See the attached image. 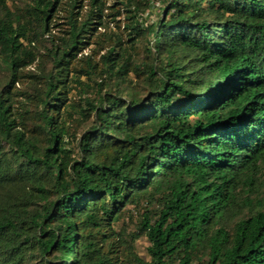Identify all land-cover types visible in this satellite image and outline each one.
<instances>
[{"label":"trees","instance_id":"trees-1","mask_svg":"<svg viewBox=\"0 0 264 264\" xmlns=\"http://www.w3.org/2000/svg\"><path fill=\"white\" fill-rule=\"evenodd\" d=\"M58 3L35 0L26 11L42 35ZM116 4L130 43L149 0ZM91 6L82 23L70 17L67 37L48 50L50 72L27 76L35 92L23 96L34 117H16L9 97L35 62L38 33L9 12L0 19L10 73L0 90V264H34L35 252L42 264H264V0H169L146 28L151 63H133L122 38L109 33L98 72L93 53L77 56L104 19L120 29L121 13L102 0ZM0 7L7 11L5 0ZM130 73L145 76V100L118 96ZM70 74L76 85L84 86L82 76L95 80L96 97L79 109L65 107L61 86ZM113 79L117 93L103 92ZM74 114L94 118L76 148ZM31 118L36 139L26 131ZM147 196L158 204L139 223L149 262L112 230L127 204Z\"/></svg>","mask_w":264,"mask_h":264},{"label":"rangeland","instance_id":"rangeland-1","mask_svg":"<svg viewBox=\"0 0 264 264\" xmlns=\"http://www.w3.org/2000/svg\"><path fill=\"white\" fill-rule=\"evenodd\" d=\"M93 0H59L57 7L54 11V16L52 17V21L50 23V32L42 35L43 33L38 30V28L32 24L31 16L26 12L29 10L31 6L35 4V0H5L6 9L2 10L0 7V19H2L7 12L10 14V18L13 20L15 24L21 23L27 25L30 30L34 33H38V37L36 42L34 43L33 52L36 53V59L31 67L21 70L19 72V82L18 84L10 89L11 96L9 97V103L12 105V113L17 117L20 113L22 114L24 110L30 111V117H34L35 107L34 103L29 102L25 99L23 95H32L35 92L32 88V84L27 79V76L30 74H34L38 76L41 71L42 75H47L50 72L52 67V63L48 57V50L54 45H58L61 42V39H65L67 37L68 32V21L71 16L77 18L78 24L82 23L89 14V11L92 10ZM105 4V7L111 9V7L117 6V2L119 0H102ZM169 0H149L148 8L145 11H142L140 16L137 19V23L141 29L140 37L133 38V34L131 38L133 41L127 43L130 39L129 31H125L123 29L124 25H127L124 21L125 14L120 6L121 15L118 16L115 20L119 22L120 29L115 27L114 23H110V19H104L105 23L103 27H99L96 29L97 32H91L88 38L84 40L85 43H89V46L81 51V53L77 56V59H81L84 61V57L86 55H92V60L96 62L98 65L97 72L100 70L101 66V56L104 55L110 45V42L107 41L106 36L109 33L112 35H118L122 38V48L127 49L132 53L133 63L136 64H148L151 63L156 53H154V49L152 46V37L148 36L146 32V28L150 26L152 23H156L158 20L162 19L165 15V8L168 6ZM75 5V8H72ZM106 13H110V11H106ZM73 14V15H72ZM145 29V32L143 30ZM31 37L35 38V35H31ZM24 45H26L24 43ZM104 47V48H103ZM149 49V50H148ZM160 59H165V55L160 56ZM81 66H84V62L76 63L75 67L78 70ZM76 73V72H75ZM75 74H70L67 79L66 86L62 87L65 90L67 95V101L65 103V107L74 106L76 109H79L81 106L85 105V99H93L96 97L95 91V80L94 78L90 81L87 77L82 76L80 78L81 83L83 85H76ZM145 76H141L140 78H136L133 73L129 74V79L125 83L120 84L119 95L121 98L129 101L130 93L136 94L139 98L145 100L147 98L148 90L147 83L144 81ZM10 81V73L7 70V67L2 63L0 56V90L8 86ZM75 82V83H74ZM115 79L110 81L108 87L103 89L105 93H111V95H115L116 86ZM89 86L90 89H86V86ZM66 88L69 89L67 92ZM84 92V93H83ZM84 102V103H83ZM70 111V110H69ZM76 119V120H75ZM73 120L78 123H69L71 128L69 127V132L74 135V138L71 139V147L76 148L78 145L79 139L82 137L85 131L88 130L90 124L93 123L94 118L93 115H90L88 118H83L77 114H74ZM37 122L34 119H29L26 122V131L28 136L36 139L34 136V131L36 129ZM38 131V130H37ZM39 132V131H38ZM44 143L43 140H41ZM4 145V144H2ZM77 152V149H76ZM262 191H260L259 197L262 195ZM256 195H253V198ZM158 210V204L155 203L154 199L150 196H147L145 199L137 200L134 204H127L121 214L118 216L117 220L112 225V230L115 234H122V238L127 241V245H129L130 249L141 259L146 262L150 261V257L148 254V249L150 247V243L147 238L140 234L139 231V223L142 218V214L145 211L155 212ZM233 222L227 224V230L231 228ZM38 253L35 252L32 254L34 259V264H42L39 263L37 258ZM207 259L203 255H201L200 260L198 262H205ZM58 261L54 260V264H57Z\"/></svg>","mask_w":264,"mask_h":264}]
</instances>
